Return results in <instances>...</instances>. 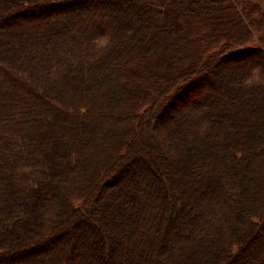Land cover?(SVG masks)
<instances>
[{"label":"trees","instance_id":"trees-1","mask_svg":"<svg viewBox=\"0 0 264 264\" xmlns=\"http://www.w3.org/2000/svg\"><path fill=\"white\" fill-rule=\"evenodd\" d=\"M262 18L0 0V264H264Z\"/></svg>","mask_w":264,"mask_h":264},{"label":"rangeland","instance_id":"rangeland-1","mask_svg":"<svg viewBox=\"0 0 264 264\" xmlns=\"http://www.w3.org/2000/svg\"><path fill=\"white\" fill-rule=\"evenodd\" d=\"M248 1V4H253V5H257L258 7H259V11L260 12H262V14H264V0H247ZM205 3V2H204ZM202 5L201 3H200V1H196L195 2V5ZM257 13V14H256ZM258 15V12L255 10L254 12H253V14L252 15ZM263 19V18H262ZM253 27V29H255V25H252ZM256 32H255V35L251 38V41H249L248 43H250V44H259V45H262V46H264V19L263 20H261L260 21V24L257 26V29L255 30ZM165 43V42H164ZM261 43V44H260ZM187 50H189L190 52L188 53L187 52V54H188V61H193V60H196V57H195V51H194V49L193 48H188ZM195 62V61H194ZM176 71H178V69H176ZM175 72V71H174ZM122 112H120V113H118V115L119 114H121ZM177 113H180V112H177ZM177 113H175V114H177ZM161 126H164L163 124L161 125ZM176 126V125H175ZM167 127H170V126H167ZM173 127V126H172ZM171 127V128H172ZM178 128L180 127V126H177ZM169 129V128H168ZM173 130H174V128H172L171 129V131H168V137H170V138H173V134H172V132H173ZM171 135V136H170ZM100 136H101V138H102V143H104L103 145H104V148L106 147V146H108L110 143L109 142H111V140H109V136L107 137L106 136V134H101L100 133ZM109 141V142H108ZM99 150V147L98 146H96L95 147V151H98ZM95 153V152H94ZM92 154V153H91ZM105 154V153H104ZM250 248H252V246H250ZM254 258H255V256H254ZM258 259V258H257ZM250 260V259H249Z\"/></svg>","mask_w":264,"mask_h":264}]
</instances>
